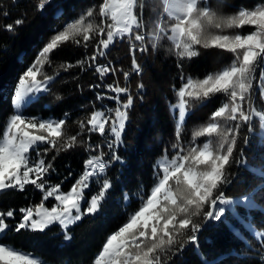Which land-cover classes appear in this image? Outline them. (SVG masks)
<instances>
[{"label":"snow or ice","instance_id":"obj_1","mask_svg":"<svg viewBox=\"0 0 264 264\" xmlns=\"http://www.w3.org/2000/svg\"><path fill=\"white\" fill-rule=\"evenodd\" d=\"M144 2L101 0L98 6L89 7L78 18L54 28L34 60L19 75L11 96L14 111L0 127V193L8 189L23 192L31 185L42 198L35 207L20 208L19 221L14 224L8 222L16 216L14 210L0 211V238L8 230L35 234L55 227L67 242L72 239L73 226L85 217L94 219L102 213L113 188L108 170L123 163L118 150L123 146L129 111L134 106L130 76L141 74L137 54L144 56L150 50H158L162 42H170L169 54L176 57V76L180 81L179 87L173 84L175 99L168 103L174 138L153 166L149 189L140 188L134 194L137 208L126 212L124 222L106 236L91 264H166L182 254L187 245L196 246L200 264H224L220 256L209 260L200 252L198 234L203 225L197 220L202 217L204 223H223L227 213L241 207L248 213L246 231L258 247L253 248L240 234H235V238L245 244L257 264H264V231L257 230L252 216L256 212L264 217V204L256 200L258 194L264 193V167L252 168L245 155L252 139L250 134L255 131L254 121L259 123L264 137V0L251 9L240 6L227 15L220 12L223 0H217L216 9L211 8L210 0H147L157 9L155 18L147 22L140 10ZM49 3L50 0H37L36 10L43 12ZM24 22L17 19L14 25L18 27ZM246 26L250 30L242 31ZM5 27L15 32L13 24ZM124 42L131 57V71L117 68L108 59L110 47ZM69 44L82 48V57L75 63L62 61L57 65L58 50ZM90 46L94 48L91 52ZM201 50L215 51L231 59L204 78L186 75L185 64L200 56ZM57 67L59 71L55 70ZM72 69L98 74L100 82L87 87L94 90V100L100 106L93 103L86 119L76 122L80 131L65 136L68 112L56 119L26 115L25 110L51 94V86L61 71ZM117 72L123 74L124 86L118 80L104 83L109 74L115 77ZM77 87L83 93L84 85ZM143 88L142 83L137 84L136 95L141 101ZM62 99L55 96L56 101ZM214 99L219 100V105L204 122L194 126L190 140L186 141L188 117ZM105 100L113 101L114 107L105 104ZM44 107L47 109L48 105ZM84 132L89 134L88 141L92 134L102 139L97 143L78 140ZM78 144L86 145L84 151L88 156L83 171L65 192L61 190L63 181L52 184L47 177L56 172L52 163L56 156ZM49 152L56 155L46 161ZM234 166L249 171L259 181L249 194L236 199L225 195V188L235 175L229 171ZM71 175L69 172L68 176ZM92 185L97 190L88 195ZM50 198L53 203L48 207L46 202ZM123 201L125 208L130 206L128 194L123 195ZM0 264L47 262L28 251L0 243Z\"/></svg>","mask_w":264,"mask_h":264},{"label":"trees","instance_id":"obj_2","mask_svg":"<svg viewBox=\"0 0 264 264\" xmlns=\"http://www.w3.org/2000/svg\"><path fill=\"white\" fill-rule=\"evenodd\" d=\"M101 0H51L43 12L36 10V5L30 0H0V127L6 117L14 111L11 107V96L14 85L18 82L19 75L34 60L37 50L53 34V29L61 27L65 22L86 12L89 7L98 6ZM260 0H223L220 7L221 14H232L240 6L251 9L258 5ZM212 9H216L217 0H210ZM140 10L148 19L155 18L157 9L152 3L145 0L140 5ZM7 12L5 16L3 13ZM60 13L57 16V13ZM24 19V23L15 26L14 21ZM99 18L97 17V20ZM13 24L15 32H9L6 25ZM250 29L246 26L242 31ZM170 42H162L158 50H150L144 56L139 53L138 62L141 64V74L132 73L129 80V91L134 96V106L129 111V121L123 134V146L119 148L118 155L123 163H116L108 170V175L113 181L102 213L94 219L85 217L71 228V241H64L60 230L53 227L46 233H14L8 230L0 238L1 243L15 246L28 251L42 259L47 264H91L94 254L99 250L106 236L124 222L126 212H132L138 206L134 194L143 188L147 191L152 183L153 166L163 154L166 147L174 138V125L168 111L169 101L175 97L172 86L179 87L177 78L176 57L169 54ZM94 48L90 46L89 52ZM83 49L74 45H67L58 50L55 61L57 65L64 61L75 63L82 57ZM175 50L173 49V52ZM19 58V59H18ZM108 59L112 60L117 68L131 71V57L128 55L127 42L117 43L108 50ZM230 56L217 55L215 51L201 50V55L193 58L185 64V74L193 78H204L205 74L226 65ZM107 63V61H103ZM55 70L59 71L57 67ZM48 71H52L49 69ZM73 76L79 79L74 80ZM118 80L124 86L123 74L117 72L113 77L109 74L104 83H112ZM98 74L93 75L91 70L79 73L77 69L69 72L61 71L56 82L51 86V94L46 96L39 104L25 110L26 115H40L44 118L53 117L60 119L65 112L70 118L64 129L65 136L76 135L80 131L78 123L80 119H86V114L93 110L95 103L99 108V102L94 100V90L87 86L99 83ZM142 83L144 88L143 100L136 95L137 84ZM84 85L83 93L77 85ZM63 97L62 101H56L55 96ZM114 107L113 101H104ZM44 105H48L46 109ZM87 105V108L82 107ZM219 105V100L214 99L206 106L193 111L186 122L185 140H190L194 126L204 122L211 111ZM255 131L251 133V142L245 149L247 164L252 168L264 167V137L260 126L254 121ZM88 133L84 132L78 140L88 141ZM101 137L92 134L88 142L97 143ZM86 145L78 144L68 151H61L52 161L55 173L47 177L52 184H61V190H70L75 179L83 171V163L88 153L84 151ZM106 151V149H105ZM55 152H49L46 161L52 160ZM235 175L231 177L232 183L225 188V195L229 198L243 197L250 193L252 188L259 184L249 171L235 166L229 170ZM71 172L72 175L68 176ZM97 190L92 185L88 190L91 195ZM128 194L131 200L130 206L125 208L123 195ZM42 194L33 186H26L21 192L14 189L0 193V211L14 210L16 216L9 218L8 222L14 224L19 221L20 208L35 207L41 202ZM257 203L264 204V193L256 197ZM51 207L52 201L46 202ZM248 215L242 207L235 212H229L221 222H203L202 217L197 220L202 229L198 234V247L209 260L220 256L224 264H257L256 257L247 251L244 243L235 238V234L251 243L253 248L258 247L257 241L246 231V219ZM254 224L257 230L264 231V217L253 212ZM251 218V217H249ZM231 252V255H222ZM239 253V255H237ZM166 264H200L196 254V246L187 245L182 254L172 257Z\"/></svg>","mask_w":264,"mask_h":264},{"label":"built area","instance_id":"obj_3","mask_svg":"<svg viewBox=\"0 0 264 264\" xmlns=\"http://www.w3.org/2000/svg\"><path fill=\"white\" fill-rule=\"evenodd\" d=\"M30 1H32L35 5H36V3H37V0H30ZM48 5H51V0H50V3H49ZM48 5H47V6H48ZM47 6H46V7H47Z\"/></svg>","mask_w":264,"mask_h":264},{"label":"rangeland","instance_id":"obj_4","mask_svg":"<svg viewBox=\"0 0 264 264\" xmlns=\"http://www.w3.org/2000/svg\"><path fill=\"white\" fill-rule=\"evenodd\" d=\"M239 198H240V197H239ZM234 199H236V198H234ZM49 201H52V200H51V198H50V200H49ZM52 203H53V202H52Z\"/></svg>","mask_w":264,"mask_h":264}]
</instances>
